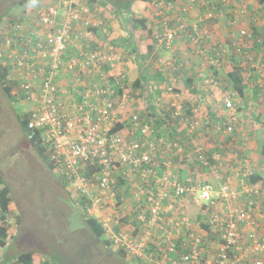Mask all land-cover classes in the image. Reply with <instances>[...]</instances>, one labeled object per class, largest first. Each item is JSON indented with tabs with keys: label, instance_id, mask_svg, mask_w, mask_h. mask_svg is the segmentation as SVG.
Instances as JSON below:
<instances>
[{
	"label": "built area",
	"instance_id": "2783aa9c",
	"mask_svg": "<svg viewBox=\"0 0 264 264\" xmlns=\"http://www.w3.org/2000/svg\"><path fill=\"white\" fill-rule=\"evenodd\" d=\"M230 2L185 0L177 10L175 1L152 0L161 23L154 36L156 45L170 50L178 33L189 26L193 42L212 41L205 20L226 13L224 8ZM201 8L196 19L189 20L188 13ZM172 9L174 14L167 15ZM234 11L243 13L245 8L237 5ZM22 17L0 27V59L10 65L12 95L31 104L26 110L27 138L40 136L66 188L87 198L88 216L102 224L103 236L112 247L122 248L126 260L136 258L147 264H264V211L257 187L250 184L244 201L237 203L238 193L227 182L216 187L189 174L181 177L170 159L158 168L155 151L160 145L167 151L175 148L179 156L184 150L172 139L175 129L153 125L151 115L132 109L130 127L111 131L117 122L123 124L131 96L123 91V74H111L106 68L120 63V54L111 45H89L96 39L93 29L103 24L93 8L79 0L50 1L34 4ZM250 36L240 30L237 51ZM220 54L216 51L212 60L218 63ZM160 63L170 65V71L165 72L170 80L178 69L175 62ZM233 99L228 91L221 97L223 107L231 112H235ZM169 107L179 125L185 124L186 134L194 133L197 118L189 120L178 100ZM147 113L154 111L147 108ZM230 119L224 133L233 129L232 113ZM204 153L205 149L194 143L187 155L208 167ZM211 166V173L217 175L219 167ZM261 170L264 173V166ZM251 171L245 167L244 173ZM131 175L138 180H132ZM117 177L134 187L130 198L133 220L125 224L120 221L125 214L118 202L125 199L123 194L117 196Z\"/></svg>",
	"mask_w": 264,
	"mask_h": 264
},
{
	"label": "rangeland",
	"instance_id": "374dc122",
	"mask_svg": "<svg viewBox=\"0 0 264 264\" xmlns=\"http://www.w3.org/2000/svg\"><path fill=\"white\" fill-rule=\"evenodd\" d=\"M18 1L0 0V18L4 19L8 14H18L20 10L27 12L33 4L38 6L36 2L44 3L49 0H27L23 4H17ZM116 1L119 3L118 0ZM132 3H135V0H132ZM258 3V0H231L230 4L224 8L226 13L205 20V22L215 19L223 20L225 23L223 28L228 29L227 31L224 30L223 37L216 36L215 31L207 26L211 32L212 41L195 43L189 36H184L185 32H182V36L177 38V43L172 44V48L180 46L182 43L185 44L182 49V56L176 55L175 57L169 50L162 48L158 49V53L161 55L149 58L147 64L153 75H155L157 68L165 67L166 73L170 71V65L160 63L161 60L164 62L172 60L179 68L173 72L170 80L165 78L164 81H157L158 84L164 86V92L168 97L165 98L164 103L166 105L162 107L164 109H168L173 99L169 97L168 93H174L173 91L178 87L182 89L184 87L183 78L186 75L196 78L195 84L198 82L206 85L214 84L217 88L222 89V93L226 91L233 93L235 116H237L233 123V131L224 133L225 123L211 116L210 108L212 106L204 105L202 109L207 115H202L204 110L197 113L198 118L203 121L197 119L199 124L195 130V133L200 132L196 136H202V138L193 141L200 144L203 149L209 150L215 140L208 138L207 135L204 136L206 129H209V136L216 132L218 133L217 137L221 139L220 134H223V137L231 135L232 138L236 133L243 132L246 136H250V139L246 140L247 138L243 139L244 137L241 135H235L236 155L228 151L227 153L230 154L223 156L226 159L224 163L234 164L236 162L234 159L244 158L247 153H250L251 156L254 155L253 160L256 164L253 168L257 166L261 170L264 166L263 157L259 154L261 140H256L254 137L255 134L259 133L264 138V111L261 104V99L264 96V5ZM237 5H243L245 8V11L240 13L243 16H239L238 26L234 11ZM110 6L112 12H116V7L112 3ZM132 9L134 10V8ZM124 14L127 12L123 13V19L128 18ZM252 26L257 28L258 34L252 35L250 38L246 37L243 40V50L237 51L236 43L239 42L240 30L245 29L252 34ZM178 35L181 33L179 32ZM225 40H230V42H225ZM114 45L119 46L116 43ZM213 47H216V50ZM203 50L207 53V57H204ZM216 51L219 54L222 53V59L218 58L217 66L212 60L216 56ZM241 53L245 56H241ZM157 57L160 59L156 60ZM232 63L241 66L240 74L245 83L244 97H239L236 91L231 88L232 85L227 77L228 64L231 65ZM214 70L217 74L213 73ZM254 74L256 78L253 79ZM129 81L132 82L131 79ZM256 81L261 83L259 98L253 97L252 94V86ZM167 86H171V90H167ZM123 88V91L128 92L131 96L129 111L123 112V119L128 120L132 109L134 111L140 110L136 107L140 99L132 97L136 93L132 87L130 89L123 84ZM7 98L0 85V176L3 179V184L9 188L12 199L10 205L12 213L8 221L11 226L9 231L11 234L14 233L6 254L14 255L18 251L30 249L39 250L41 257L39 260H35V263L38 262L39 264H127L125 260L114 253V247L111 250L106 248L101 241L90 235L88 230L84 228L83 222L74 217L71 200L76 198L77 194L61 185L57 176L48 169L44 160L24 137L17 114L26 111L31 107V104L25 100L14 102ZM209 98L215 101L213 97ZM207 104L212 105L213 103L207 102ZM142 108L143 115H151L147 113L145 106ZM214 110L216 114L218 108L215 107ZM196 111L198 112V110ZM148 115L147 117H149ZM208 115L210 116L208 117ZM256 117L259 122L254 125ZM184 126L185 124L181 123L178 126L179 130ZM201 133L204 134L201 135ZM184 134L183 131L175 132L172 139L180 144L184 142L185 145ZM249 142L251 143L249 144ZM184 145L182 144V151L184 150L183 154L186 155L178 157L173 156L172 151L169 152L160 145L158 151H155V160L161 154L163 156H160L162 158H160L161 166L163 161L168 159L171 160L172 166H176L177 160L184 161L189 157L187 154H191V151L185 152ZM179 169L182 171V168ZM130 178L134 181L138 180L135 175H131ZM123 196L125 197V192H123ZM65 198L69 200V204L64 202ZM16 214L20 215L21 218L19 225L16 223Z\"/></svg>",
	"mask_w": 264,
	"mask_h": 264
},
{
	"label": "crops",
	"instance_id": "0c3cea01",
	"mask_svg": "<svg viewBox=\"0 0 264 264\" xmlns=\"http://www.w3.org/2000/svg\"><path fill=\"white\" fill-rule=\"evenodd\" d=\"M122 1H124V0H122ZM184 1L185 0H176L174 8L179 10L180 6H181V2H184ZM260 5H261V3H260ZM122 6H123V4L120 5V7H119L121 9H119V8L116 9L117 12H112L109 0L106 3L104 1V3H102V4H100V3L98 4V2H97V9H95L94 12L100 18H104L105 24H104V27L102 29L103 31L102 32L99 31L101 34H99V36L96 37L95 42L97 43V47H99V46L103 47V46L108 44V45H111L115 51L122 54V62L116 63L113 66L109 67L108 68L109 72L111 74H117V73L123 74V76H122L123 84L128 86L130 89H131V87L134 89V84H135L136 80H140L141 86L139 88H136V90L134 91V92L141 95L139 98H137V99H140V101H139V104L136 105V107L138 109H140L139 112L141 115H143V113H144L142 110L143 106H147V108L149 110H153L154 113H152L150 116V121H153L156 118H159V114L161 112L160 109H163L162 107H165L164 105H166V104L164 103V101H165V98H168L164 92V86L162 84L157 83V81H159V80L156 77V75L158 76V70L160 68H157L155 70V75H153L149 71L150 67H148V64H147L149 58H154L158 55H161L160 53H158V49H162V48L165 49L162 46L156 45V47H154L153 50L148 51V47H147L150 40L154 39L155 33L157 32V30L160 27V16L157 15L155 9L153 8L152 4L150 3V0H148V1L135 0V3L131 2L130 5L127 7H122ZM132 8H134V10ZM124 12H127V14H124V15L128 16V18H126V19H123V13ZM200 12H202V8L191 10L188 13L189 20L194 21L195 17H197ZM128 13H129V15H128ZM132 13H135V15L138 17L145 18V21L143 22V25L145 27L135 28L133 21L131 19ZM240 13L241 12H236L237 26L239 24V16H243V15H241L242 13L241 14ZM166 14L169 16H172L174 14V9L166 12ZM242 19H243V17H242ZM204 24H206V26H208L209 29H213L216 33V36L219 35V37H223L224 36V30L225 31L228 30V29L226 30L225 28H223L225 23L223 20H220V19H215L213 21H206ZM182 34L183 33H181V35H177L175 37L173 43H175V42L177 43V41H178L177 38L182 36ZM150 37H152V38H150ZM225 42H230V40H228V41L225 40ZM114 43L118 44L119 46L116 47L114 45ZM135 43H136V45H134ZM91 44H92V42H91ZM184 45L185 44L182 43L180 46L171 48L169 50V52L171 54L173 53V56H175V57H176V55L182 56L183 55L182 49L184 48ZM203 55H204V57H207V53L204 50H203ZM156 60H158V57ZM186 64H187V62H186ZM230 66L231 65H229V67ZM213 73L217 74L216 70H214ZM227 77H228V75H227ZM254 78H256L255 74L253 76V79ZM130 79L132 80V82L129 81ZM195 79H194V81H195ZM155 80H156V82H155ZM162 80L164 81L165 77L162 78ZM146 82H149V83L145 84ZM144 84H145V87L147 85L151 86L150 89L147 88V89L143 90L142 86ZM255 84H257L259 87H261V83L256 81L252 86L253 87V89H252L253 97H258L260 92L258 91V93L256 94V90L254 87ZM194 85L196 87L195 93L187 92V91H184L183 89H181L178 92L173 91L174 93H168L169 97L173 98L171 102H173V101L176 102L178 100L181 102L182 108H184V110L191 111V113H192L191 116H187L188 113L184 112L186 117L189 118V120H192L194 118L199 119L197 116V113H200L201 111L204 110V109H202V108H204V105H206L207 107L212 106V108H210L211 116L212 117L214 116L216 119H220L221 122H223V123L229 122L231 120L230 114L232 113V115L234 117V120H232V125H233V123L237 119V116H235L234 111L233 112L228 111L223 107V104L221 103V97H222V94L224 92L222 93V89L217 88L216 85H214V84L206 85V84L198 82L197 84L194 83ZM213 92H214V94H213ZM244 95H245V89H244L243 95L238 94L239 97H244ZM208 96L211 98L213 97L215 99V101L213 99H210ZM141 97H143L144 100H141ZM182 99H185V100H182ZM186 101H188V102H186ZM207 102H210L213 104L209 105V104H207ZM215 107L218 108L216 114L214 113ZM196 110H198V112ZM202 115H204V116L207 115L205 110H204V113ZM209 116L210 115H208V117ZM199 120L203 121L202 119H199ZM125 122L127 124L123 126L124 131L130 127V124H128V120L123 119L124 124H125ZM258 122L259 121L257 120V117H256V119L254 121V125ZM173 128L175 129V131H173V134L171 133L172 136H175V132H179V131L182 132L185 129V127H182L181 129H183V130H179L177 125H174ZM233 128H234V126H233ZM232 131H233V129H232ZM199 133L200 132H196V133L194 132L193 133L194 135L193 134L192 135L195 136V135H198ZM204 133H205L204 136L207 135L208 138H212L213 140H215L216 143H214V145H217L218 148L221 149L224 147V145L221 143L222 142L221 138L217 137L218 133L214 132V133L210 134V136H209V129H206V131ZM204 133H201V135H203ZM235 135L236 136L241 135L244 137L243 139L247 138L246 140L250 139V136H246V134L243 132L242 133H236ZM235 135H233L232 138L230 136L231 139L228 138L229 143L226 145L228 148V151L231 152L233 155H236V152H235L236 142L234 141V139L236 137ZM220 136L223 138V134L222 135L220 134ZM254 137L256 140L257 139L261 140L260 147H259V154L262 156V154L260 152V148H261L262 143L264 142L263 135L257 133V134H255ZM201 138H202V136L201 137H195V139L192 138V144L194 143L193 140H197V139H201ZM225 140H227V138ZM197 142H199V141H197ZM190 143H191V141H190ZM250 143L251 142H249V144ZM228 145L231 146V149H229ZM162 148L165 149L164 146H162ZM185 152H187V151H185ZM216 154L217 153L215 152L214 155H216ZM227 154H230V153H227ZM174 155H177V154L173 153V156ZM251 155L252 154L247 153V155L244 158L241 157V158L234 159V161H236L234 164H225L224 162L226 159H224L223 164L220 163V166H219L220 167V175L219 176H214V175H212L211 172H208L209 169H212V166H211L212 164L208 167L201 166L202 169L199 168L200 166L197 168H194L190 164H195V161L193 159L189 158L188 156H187L188 158L184 161L177 160L178 162L175 163L176 166H174V168L177 171L176 173L181 177H185L186 175L189 174L194 178L201 177L203 180H208L214 186H217L222 181V174L221 173L223 170H225L224 167L225 166L228 167L229 168L228 171L230 173H233V174H231L230 184H231V186H233L234 188H237L239 190L238 191L239 197L237 199L238 200L237 202L241 203L246 198L245 189L248 188L249 184H247L246 182H243L242 180H238L240 178L239 174L242 172L243 167L244 168L248 167V168L253 169V170L258 169L257 166H256V168H253L256 164L253 160L254 155L253 156H251ZM158 156H159L158 162L156 163V165L158 168H162V166L160 164V158L163 156H161V154ZM164 156H165V154H164ZM239 159H241V161H239ZM263 160H264V157H263ZM178 164H180V165H178ZM179 168H182V171H180ZM258 189H259V192L261 193V195H260L261 210L264 211V193L261 190V188H258ZM10 205H11V202L9 203V208L11 209ZM193 215L197 216L196 213L195 214L192 213V217H194ZM9 230L10 229L7 230L8 236H7L6 246L3 249L0 248V249H2L0 251L1 252L0 253V264H19V263H16L15 256H16V254H18L21 251H18L14 255L6 254L7 250L10 247V243L13 240V236H14V233L11 234ZM14 258H15V260H14Z\"/></svg>",
	"mask_w": 264,
	"mask_h": 264
},
{
	"label": "trees",
	"instance_id": "16d2710c",
	"mask_svg": "<svg viewBox=\"0 0 264 264\" xmlns=\"http://www.w3.org/2000/svg\"><path fill=\"white\" fill-rule=\"evenodd\" d=\"M26 1L27 0H19L17 2V4H23ZM50 1L55 2V4H56V3L60 2V1H64V0H49L47 2H50ZM79 1H84L86 3V5H88L90 8L93 7V10L95 11V9H97V2H98V4L99 3L102 4V3H104V1L106 3L108 0H79ZM118 1H119V3H116L117 2L116 0H109V2L112 3L116 7L115 9L119 8L120 5H122V4H123L122 7H127L132 2V0H124L123 3L121 4L122 0H118ZM145 1H148V0H145ZM150 1H152V0H150ZM172 1H176V0H172ZM47 2H44V3L36 2V3L38 6H41L42 4H45ZM259 2L264 5V0H259ZM217 8L221 9L222 6L217 5ZM119 9H121V8H119ZM24 12L25 11L20 10L18 14H15V13L14 14H8L7 16H5L4 19L0 18V27L6 21L8 23V22H16V21L21 20L23 18L22 16L24 15ZM59 12H61V11H59ZM131 19L133 21L135 28L145 27L143 25L145 18L138 17L135 15V13H132ZM102 20H103V24L101 26L95 27L93 29L96 37L99 36V34H101L99 31H101V32L103 31L102 29L104 27V24H105L104 21L105 20H104V18H102ZM160 26H161V23H160ZM186 31H188V32H186ZM186 31L183 30L180 33L186 32L184 34V36H188V34L193 33L191 26L187 27ZM257 34H258L257 28L255 26H252L251 36L252 35L255 36ZM150 38H152V37H150ZM0 40H1V30H0ZM95 41H96V39L90 41L89 45L91 48H98L97 43ZM91 42H92V44H91ZM134 45H136V43ZM155 45H156L155 40L151 39L149 44L147 45L148 51L153 50ZM243 47L244 46H241V48H240L241 51L243 50ZM240 50H239V52H240ZM221 55H222V53L219 55V59H222ZM242 55H244V54L241 53V56ZM2 61H4V62H2ZM215 65L217 66L216 62H215ZM9 66H10L9 63L7 61L5 62L4 58L0 59V85H1L2 90L5 92L6 96L10 100L16 102L15 97L11 93V86L12 85L8 79V74L10 71ZM228 69L229 70L227 72V75H228V79L232 85V88L236 91L237 94L243 95L244 89H245V83H244L243 78L240 74L241 66L236 65V63H232ZM177 70H179V68ZM156 77L158 78V80H160V79L162 80V78L165 77V67H162L158 70V76L156 75ZM140 83H141L140 80H136V82L134 84L135 90H136V88H139L141 86ZM147 83H149V82H146V84ZM183 83H184V87L182 89L184 91L191 92V93L196 92V87L194 85V78L191 75H186L183 78ZM142 87L145 88L144 85ZM254 87L256 90V94H257L259 91V86L257 84H255ZM180 90L181 89L178 87L174 91L178 92ZM140 96L141 95L138 93H134V95H132V97H134V98H139ZM261 104H262L263 110H264V96L261 99ZM183 110H184V108H183ZM160 111L161 112H160L159 116H161V117L156 118L155 120L151 121L153 124L159 126L162 130H167L169 128H173L174 125L179 126V123H180L179 119L172 117L169 109L163 108V109H160ZM184 112L188 113L187 116L192 115L191 111L184 110ZM184 115H185V113H184ZM17 117H18V122L20 124V127L22 129V132L24 133V137L29 142V145L44 160L48 169H50V171L57 176L61 185L64 188H66L65 183L63 182L60 175L57 173L55 165L49 159L48 149L44 144H42V142L40 140V136H38V134H36V135L34 134L31 138H27V134H28L27 133V122H28L27 111L18 113ZM130 122L131 121H129L128 124H130ZM126 124H127L126 122H125V124L117 122L114 125V127L111 129V131L119 130L120 128H123V126ZM181 130H183V129H181ZM183 132H185V134L183 135V138L185 139L184 149H185V151H192V149L194 148V143L192 144V138L195 139V137H197V136L196 135L193 136L194 135L193 133H192L193 135L192 134H186V129H184ZM230 136L231 135H228V136L223 137L221 139L222 140L221 143L224 145L223 148H221V149L218 148L217 145H214V143H216V142H213V144H211L209 150H205L204 155L208 159V162L210 165L215 164L219 167L220 163L223 164V160H224L223 156L225 154H227V152H228V148L226 145L229 143L228 138H230ZM226 138H227V140H225ZM190 141H191V143H190ZM228 146H229V149H231V146L230 145H228ZM169 151H172L171 152L172 154L176 153L175 148H172ZM215 152L219 155V157L217 159L214 157ZM260 152H261L262 156L264 157V142L261 145ZM183 155H186V154H183ZM178 156L179 155H175V157H178ZM194 161H195V164H190V165H192L194 168L199 167L200 165L198 164V161H196V160H194ZM199 168L202 169L201 166ZM224 168H225V170H223L221 173L222 174V181L227 180L230 182L231 181V174H233V173H230L228 171L229 170L228 167L225 166ZM218 170H219V173L216 176L220 175V167L218 168ZM208 172H209V170H208ZM244 172H245V168L243 167L242 172L239 174L240 178L238 180H242L243 182H246L247 184H251L255 187L261 188V190L264 193V173H263V171L260 169H256V170H252L249 173H244ZM115 188L117 189V196L118 197L122 196L123 192H125V197L123 196L125 199L124 202L123 201L118 202V205L121 209V212L122 213L124 212V214H125L124 216H122L120 218V221H121V223L125 224V223L133 220L134 210L132 209V206L130 205V203H131L130 198L133 196L134 187H133V184H130L124 178L121 179V178L117 177ZM9 193H10L9 188L3 184V179L0 176V248H4L6 246L7 236H8L7 230L10 227V222L8 220H9L12 212H11V209L9 208V203L11 202L12 199H11V196ZM64 202L69 204V200L67 198H65ZM88 203L89 202H88L87 198L83 195H77L76 198H72V200H71V204H72V208H73L72 214H74L75 218L77 217L78 221H82L84 223V225H85L84 228H86L88 230V232L90 233V235L92 237H95L96 239L101 241L106 248L111 250L112 249V242L109 239L104 238V236H103L104 230L102 228V224L96 218L88 216V214L86 212V208H87ZM197 216H194L193 218L195 220H198L199 216L198 217ZM15 217H16V223L19 225L20 220H21L20 215L16 214ZM200 219H201V217H200ZM81 226H83V225H81ZM200 229H207V227L205 225H200ZM113 251L117 256H119L123 260H125L127 264H147V263H144V262H142L136 258L126 260L125 253H124L122 248H116ZM40 257H41V254L39 253V250L30 249V250H25V251L19 252L18 254H16L15 258H16V263H19V264H39L38 262L35 263V260H39ZM57 264H60V263H57Z\"/></svg>",
	"mask_w": 264,
	"mask_h": 264
},
{
	"label": "clouds",
	"instance_id": "9594fccd",
	"mask_svg": "<svg viewBox=\"0 0 264 264\" xmlns=\"http://www.w3.org/2000/svg\"><path fill=\"white\" fill-rule=\"evenodd\" d=\"M152 1H150V3H151ZM153 6V5H152ZM93 8V7H92ZM154 8V7H153ZM156 44V43H155ZM108 45V44H107ZM119 53V52H118ZM120 54V56H121V53H119ZM122 62V56H121V61H120V63ZM219 63V62H218ZM109 67H111V66H109ZM108 66H106V68H109ZM123 82V81H122ZM17 101V100H16ZM151 122V121H150ZM209 172H211V170L209 169ZM214 176H216V175H214ZM197 178H201V177H197ZM202 179V178H201ZM204 181H207V182H209L208 180H204ZM223 182H227L230 186H231V184H230V182L229 181H227V180H224V181H221L220 182V184H218L216 187H219ZM211 183V182H210ZM250 185V184H249ZM232 188H234L233 186H231ZM236 191H237V193H238V189L237 188H234ZM238 197H239V194L237 195ZM238 197L236 198V200L238 199ZM238 201V200H237ZM238 203V202H237ZM233 204V202H231V205ZM227 204H224V206H226Z\"/></svg>",
	"mask_w": 264,
	"mask_h": 264
},
{
	"label": "flooded vegetation",
	"instance_id": "af4514ba",
	"mask_svg": "<svg viewBox=\"0 0 264 264\" xmlns=\"http://www.w3.org/2000/svg\"><path fill=\"white\" fill-rule=\"evenodd\" d=\"M7 99H9V98H7ZM76 219H77V217H76ZM82 222V221H81Z\"/></svg>",
	"mask_w": 264,
	"mask_h": 264
}]
</instances>
